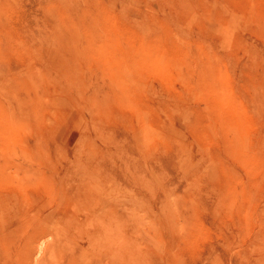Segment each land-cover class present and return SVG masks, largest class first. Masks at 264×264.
<instances>
[{"label": "rangeland", "instance_id": "374dc122", "mask_svg": "<svg viewBox=\"0 0 264 264\" xmlns=\"http://www.w3.org/2000/svg\"><path fill=\"white\" fill-rule=\"evenodd\" d=\"M0 264H264V0H0Z\"/></svg>", "mask_w": 264, "mask_h": 264}]
</instances>
